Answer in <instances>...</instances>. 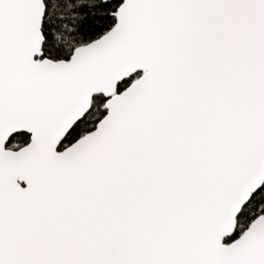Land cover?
I'll return each instance as SVG.
<instances>
[{
	"label": "snow or ice",
	"instance_id": "1",
	"mask_svg": "<svg viewBox=\"0 0 264 264\" xmlns=\"http://www.w3.org/2000/svg\"><path fill=\"white\" fill-rule=\"evenodd\" d=\"M0 264H264V0H0Z\"/></svg>",
	"mask_w": 264,
	"mask_h": 264
}]
</instances>
